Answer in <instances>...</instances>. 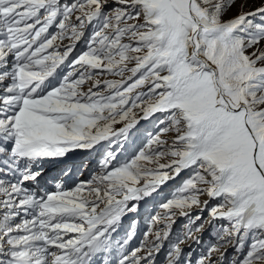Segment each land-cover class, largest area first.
<instances>
[{"label":"snow or ice","instance_id":"obj_1","mask_svg":"<svg viewBox=\"0 0 264 264\" xmlns=\"http://www.w3.org/2000/svg\"><path fill=\"white\" fill-rule=\"evenodd\" d=\"M182 173L131 247L124 218ZM166 242L164 264H264V0H0V264H159Z\"/></svg>","mask_w":264,"mask_h":264},{"label":"rangeland","instance_id":"obj_2","mask_svg":"<svg viewBox=\"0 0 264 264\" xmlns=\"http://www.w3.org/2000/svg\"><path fill=\"white\" fill-rule=\"evenodd\" d=\"M256 3H259V0H256ZM68 43H69L68 40H65L63 42V44H65V45L68 44ZM84 47H85L84 46V43L83 42H80V43L77 44L76 51L79 52V51L83 50ZM109 78H112V77H109ZM156 115L159 116L160 114H156ZM148 120H141L140 123L141 122L148 121ZM120 126L121 125H116L117 128L120 127ZM147 132H155V127H154V122L153 121H151L150 123L146 124L141 129H139L138 134L134 138H132L125 145V148L123 150V153L119 157H122L123 158L125 156V153L126 154H129V155H133L134 154V151L137 148V146L142 145V142H144V140H145V133H147ZM72 158L77 163H79L80 160H86V161H89L90 162V164H89L90 166L87 167V169L83 171V174L79 177L80 179H87V178H89L90 175H91V173H93L94 171L97 170V167H98V164H97L98 156L95 153H91L90 154L86 150H77L76 153H75V155H73ZM183 174L184 175H187V173H183ZM183 176L181 178H183ZM184 177L186 178L187 176H184ZM182 180L183 179H181V181L178 183L179 186H180ZM176 182L177 181H172L171 183H169V187L168 188H163L161 191L169 189L170 187L174 186V184ZM67 183H68V186L69 187L72 186V181H68ZM50 190H54V189H51L50 188ZM174 190L175 189L168 190V191H165V192L158 191L157 193H154L151 198H147L146 201H141L140 208H139V211L137 213H129L124 218V220H123L124 228L120 232V235L121 236L124 235V229H127L130 226L132 220H138L139 221V223H138L137 237L134 238V240L131 242V247L138 246L139 239L142 238V232L144 230H146V226H147L148 219L150 218L151 215H154L156 212L162 211L161 209H159V204H161L163 202H166L167 199L171 198V193ZM159 192H161V193L158 194ZM197 211H198L197 209H193V215H195ZM207 216H208L207 212H204L203 213V218L204 219H207ZM175 219H176V221L177 220L178 221H177V223H175L173 225V227L175 225H177V226H179V230L183 231L184 230V225H185V223L187 221V218L185 219L184 217H180V216L177 215V217ZM180 219H181V221H179ZM221 223H223V222H221ZM199 235L202 236V240L204 239L203 240L204 241L203 244L198 245L194 241L188 240V241H186L182 245V248H184L185 253H187L188 251H192V253H193V259H195L196 257H198V255L200 254V252L207 246V243L208 242L214 240V238L211 236V228L210 227H209V234L208 235H205V234H199ZM166 249L167 248H164L161 251V253L157 256V261L159 262V264H164V257L166 255ZM232 251L233 250L231 248H229V250H228V255L229 256L232 255Z\"/></svg>","mask_w":264,"mask_h":264}]
</instances>
